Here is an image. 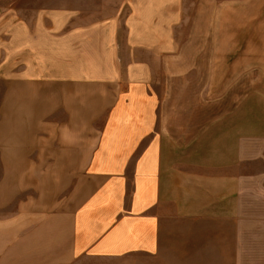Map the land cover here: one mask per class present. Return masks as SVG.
<instances>
[{"label":"crops","instance_id":"crops-1","mask_svg":"<svg viewBox=\"0 0 264 264\" xmlns=\"http://www.w3.org/2000/svg\"><path fill=\"white\" fill-rule=\"evenodd\" d=\"M135 1L111 24L85 29L89 60L52 49L45 57L25 36L19 71L8 60L0 160L7 225L26 233L7 248L28 264L153 253L161 220H250L252 210L264 220V107L204 121L195 106L171 104L166 84L186 71L154 62L172 60L180 42L158 0Z\"/></svg>","mask_w":264,"mask_h":264},{"label":"rangeland","instance_id":"rangeland-1","mask_svg":"<svg viewBox=\"0 0 264 264\" xmlns=\"http://www.w3.org/2000/svg\"><path fill=\"white\" fill-rule=\"evenodd\" d=\"M158 1L157 15L166 11L171 17L173 40L180 44L172 49V60L155 57L154 68L170 69L173 75L186 71L185 79L166 84L173 92L170 103L195 106L192 115L204 121L238 105L249 106L253 114L262 111L264 0H166L171 12L164 10V0ZM131 8V0H0V123L7 63L15 59L17 65L12 66L19 71L24 36L38 42L45 57L52 49L61 60L76 56L86 61L93 44L86 41L85 29L111 24ZM6 132L7 127L0 128V151L6 150ZM258 214H246L250 220H161L153 253L84 255L67 264H264V220ZM21 233L26 232L18 224L7 225V161L0 160V264H28L18 247L7 248L18 246Z\"/></svg>","mask_w":264,"mask_h":264}]
</instances>
